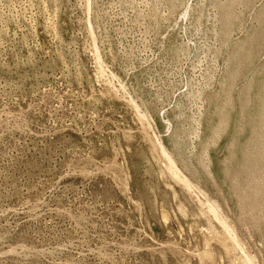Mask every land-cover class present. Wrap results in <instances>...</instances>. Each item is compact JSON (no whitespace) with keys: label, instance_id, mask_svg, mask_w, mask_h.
I'll return each mask as SVG.
<instances>
[{"label":"rangeland","instance_id":"1","mask_svg":"<svg viewBox=\"0 0 264 264\" xmlns=\"http://www.w3.org/2000/svg\"><path fill=\"white\" fill-rule=\"evenodd\" d=\"M0 264H264V0H0Z\"/></svg>","mask_w":264,"mask_h":264},{"label":"bare ground","instance_id":"2","mask_svg":"<svg viewBox=\"0 0 264 264\" xmlns=\"http://www.w3.org/2000/svg\"><path fill=\"white\" fill-rule=\"evenodd\" d=\"M221 2V1H220ZM54 15V14H53ZM221 259V258H220ZM221 261V260H220Z\"/></svg>","mask_w":264,"mask_h":264}]
</instances>
